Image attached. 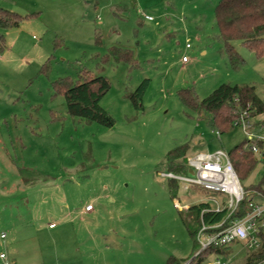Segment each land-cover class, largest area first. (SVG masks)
Returning <instances> with one entry per match:
<instances>
[{"label":"rangeland","instance_id":"1","mask_svg":"<svg viewBox=\"0 0 264 264\" xmlns=\"http://www.w3.org/2000/svg\"><path fill=\"white\" fill-rule=\"evenodd\" d=\"M217 3L0 0V8L38 13L19 27L0 28V236L6 235L0 250L8 264H168L195 257L196 240L181 218L189 213L177 202L183 208L205 197L181 185L171 192L166 157L182 145L189 146L187 160L229 153L247 137L234 127L218 138L178 92L191 88L204 99L223 84L253 86L264 102V57L236 43L246 63L232 68L218 38ZM113 46L132 50L139 67L100 68ZM82 69L110 81L101 107L113 126L73 119L56 95L53 82H76ZM146 79L143 110H136L128 95ZM263 177L259 164L247 184ZM249 252L233 243L202 264H245Z\"/></svg>","mask_w":264,"mask_h":264},{"label":"trees","instance_id":"2","mask_svg":"<svg viewBox=\"0 0 264 264\" xmlns=\"http://www.w3.org/2000/svg\"><path fill=\"white\" fill-rule=\"evenodd\" d=\"M33 14L22 15L4 8H0V28L8 29L19 27L22 22L28 20ZM215 22L219 30L218 38L223 45V52L233 69H239L246 63L244 57L236 48V43L253 52L257 58L264 57V0H219L215 8ZM100 42V35L97 36ZM58 46V44H55ZM5 48L4 35L0 34V56ZM110 63L123 64L133 71L139 67L134 53L130 49L113 46L107 54L100 57V68ZM48 63L44 66L47 67ZM56 95L65 99L68 114L75 120H82L90 124H99L111 127L114 125L113 118L101 107V100L110 91L111 83L105 76H97L87 69L80 70L77 81L69 78L59 79L53 82ZM150 81L144 80L140 86L129 93L128 98L136 110H143V99L149 88ZM180 101L190 112L197 115L198 119H206L208 124L220 134L226 133L233 127L237 113L240 110H254V115L264 116V102L258 97L256 88L253 86H239L223 84L208 97L201 99L191 88L181 89L178 92ZM188 145H182L170 151L166 157L169 173L186 174L188 172L187 153ZM232 163L241 181L246 185L252 172L258 166L254 155L239 145L229 152ZM179 183L169 179L171 192L179 188ZM264 185V177L258 184H247L246 189L261 190ZM202 196L208 192L195 190ZM207 204L193 205L187 211L189 218L181 215L182 221L195 239L200 227L201 212ZM247 208L244 206L241 212L244 214ZM238 215L241 216L242 213ZM224 214H204L203 220L207 224L221 221ZM225 249H211L204 251L197 264L206 261L210 254H223ZM186 261L170 259L168 264H184ZM245 264H264V240L261 247L249 252Z\"/></svg>","mask_w":264,"mask_h":264},{"label":"built area","instance_id":"3","mask_svg":"<svg viewBox=\"0 0 264 264\" xmlns=\"http://www.w3.org/2000/svg\"><path fill=\"white\" fill-rule=\"evenodd\" d=\"M146 18L152 20L151 17L146 16ZM187 48H190V45H187ZM189 61V57H183L184 63ZM253 112L250 106L240 110L233 127H240L244 131L247 137L245 148L254 155L258 165L261 164L264 169V118L262 115H254ZM220 135L217 132L218 138ZM187 165L186 174H163L164 177L183 186L185 192L202 190L209 194L205 196V201L201 202L208 206L201 212L200 227L195 235L198 252L184 264H197L204 251L225 249L237 242L248 250H258L264 240V185L261 190H247V184L245 185L239 178L229 153L221 150L197 154L187 160ZM177 205L185 211L190 209V207L182 208L179 202ZM244 206L247 210L243 214L241 210ZM86 211L91 212L93 208L87 206ZM240 212L241 216L238 215ZM208 213H222L224 217L217 223L207 224L203 220V215ZM54 227L51 225V228ZM0 238L5 240L6 235L2 234ZM0 260L8 264L7 254L0 252ZM215 264L226 263L218 259Z\"/></svg>","mask_w":264,"mask_h":264},{"label":"crops","instance_id":"4","mask_svg":"<svg viewBox=\"0 0 264 264\" xmlns=\"http://www.w3.org/2000/svg\"><path fill=\"white\" fill-rule=\"evenodd\" d=\"M218 2H219V0H218ZM218 4V3H217ZM217 6V5H216ZM216 8V7H215ZM203 14V13H202ZM184 207H191V205L190 204H185L184 205ZM94 211V210H93ZM93 211H91L90 213H92ZM184 211H185V209H184ZM51 225H53V224H51ZM51 225H50V228H51ZM52 230H54L55 228H51ZM0 252H4V253H6L4 250H0ZM7 254V253H6ZM8 256V255H7ZM1 261V260H0ZM1 262H3V261H1Z\"/></svg>","mask_w":264,"mask_h":264}]
</instances>
